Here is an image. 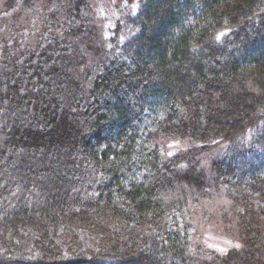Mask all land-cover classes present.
<instances>
[{"label":"trees","instance_id":"1","mask_svg":"<svg viewBox=\"0 0 264 264\" xmlns=\"http://www.w3.org/2000/svg\"><path fill=\"white\" fill-rule=\"evenodd\" d=\"M54 3L34 45L0 27V264H264V0H140L109 40ZM217 193L225 252L196 239Z\"/></svg>","mask_w":264,"mask_h":264},{"label":"rangeland","instance_id":"2","mask_svg":"<svg viewBox=\"0 0 264 264\" xmlns=\"http://www.w3.org/2000/svg\"><path fill=\"white\" fill-rule=\"evenodd\" d=\"M140 0H90L91 8L94 11V20L99 24L102 34L106 40L116 36L115 30L121 24L120 34L127 29V21L131 17V13H135L139 7ZM8 9V0H0V27L10 30L7 25L17 24L28 33L25 36L27 43L34 45L39 42L45 35L46 31L53 24V13H57L60 20H63L64 11L54 3V0H35V9H20L17 17H7L5 21L3 18L7 15L4 12ZM57 9H61L63 14ZM7 32V38L9 37ZM3 32L0 33L2 35ZM170 149L179 151L181 149L187 150L186 144L169 143ZM223 150L224 147H223ZM217 157L220 154V149H214ZM225 154V153H224ZM223 154V155H224ZM212 152H204L201 154L202 166L209 168ZM214 197L207 201L211 205V217L202 219L200 214L196 219V239L199 243H206L209 247L219 251L225 252L227 249L240 245L239 233L236 229L228 225L224 218V209L227 206L228 200L225 194H213ZM199 211H197L198 213ZM221 249L223 251H221Z\"/></svg>","mask_w":264,"mask_h":264},{"label":"snow or ice","instance_id":"3","mask_svg":"<svg viewBox=\"0 0 264 264\" xmlns=\"http://www.w3.org/2000/svg\"><path fill=\"white\" fill-rule=\"evenodd\" d=\"M237 247H239V245H237ZM221 251H223V250L221 249Z\"/></svg>","mask_w":264,"mask_h":264}]
</instances>
